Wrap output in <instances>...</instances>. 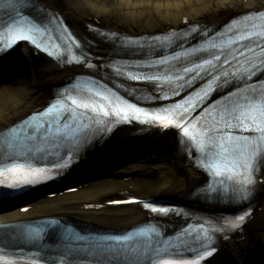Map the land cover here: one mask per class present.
<instances>
[{"label": "bare ground", "instance_id": "6f19581e", "mask_svg": "<svg viewBox=\"0 0 264 264\" xmlns=\"http://www.w3.org/2000/svg\"><path fill=\"white\" fill-rule=\"evenodd\" d=\"M37 1L45 9L63 15L77 34L90 41L87 53L103 60L108 58V51L117 55L118 46L98 37L89 28L136 38L179 31L188 26L219 27L245 14L264 11V0ZM19 53L21 57L14 61L15 64L0 68V75L8 76L0 84V129L12 125L33 109L44 107L53 96L48 89L60 86L66 80L85 72L83 68L60 67L42 59H34L24 48ZM106 62L94 63L87 59V63H93L95 68H102ZM47 85L50 88L47 89ZM130 133L126 130L119 135L128 136ZM148 137L161 145L162 149L136 155L132 151L129 153L127 147H132L130 144H116L114 151L107 153V158L100 165L101 168L109 167L103 175L94 174V179L89 180L87 177L81 180L76 193L65 194V191L71 189L66 187L52 199H49L50 193H47L38 201L0 213V222L6 224L63 218L81 225L122 231L149 219L141 208L126 205V195L151 200L187 198L192 201L194 190L201 186L204 177L179 153L176 135L159 138V135L151 133ZM109 143H105L102 148L96 147L95 151L89 152L88 157L101 155L104 148L110 146ZM26 207H31V210L23 214L21 209ZM172 221L174 226L183 223L182 218L173 217ZM249 247L255 250L256 264H264V186L256 197L253 217L244 234L222 243L223 255L219 260L229 252H246ZM241 260L240 254L233 263H220L216 260L213 264H240Z\"/></svg>", "mask_w": 264, "mask_h": 264}, {"label": "snow or ice", "instance_id": "6c2138e0", "mask_svg": "<svg viewBox=\"0 0 264 264\" xmlns=\"http://www.w3.org/2000/svg\"><path fill=\"white\" fill-rule=\"evenodd\" d=\"M28 6H33L31 0H24L23 4L20 0H3L0 3V8L17 11V15H19L20 8ZM245 20L252 24V27L243 26L244 21H240V26L236 23L231 24L228 26L229 31H223L219 34H209L207 31H201L199 27H194L193 33H198L202 37L201 42L194 46H189L187 43L192 38V33L188 36L181 35L174 40H165L157 35L153 36L151 42H142L143 38L121 39L109 37L108 33L101 32L99 29L89 28V31L100 38L110 39L113 45L118 46L119 52L131 53L133 57L136 53H140L134 62L112 68L119 79L138 83H152L162 87L160 82L168 75L174 74L175 80L180 82L179 87L175 89L176 96L180 95V88L187 90L193 88L196 83L203 81L204 84L195 92V96L198 98L197 103H191L192 98L189 96L183 101V107L181 104L175 105L181 115L182 123L171 125V127L179 128L185 137H189L186 126L191 124L200 126L202 133L189 138L196 142L201 151L205 147L216 150L217 155H223L233 167L240 166L250 169L255 163L257 155L264 154V110H261L259 105L249 103V97L255 99L253 94L264 88V85L258 87L250 83L258 73H264V33L253 30L256 26L252 16L245 17ZM35 31L39 32V29L37 28ZM32 32V28H29L27 33L21 30L14 38L31 40L36 47H39L40 45L36 44V41L29 34ZM252 42H256L258 47H253ZM8 47H11L10 43ZM6 52V49H0V55ZM150 53L156 54L150 55ZM174 61L177 63L174 64ZM256 61L262 62L257 63ZM86 67L92 69L94 65L88 63ZM85 88L88 93L87 96H81L77 99L69 94L65 98L70 101V106L65 111H61L65 108V104L58 101L42 114L47 115L56 110L59 115L55 120L43 121L41 117L37 116L31 117V121L35 122L34 124L29 120H24L23 124L28 126L33 134L31 138L51 141L57 149L61 145L70 144L71 147L65 153L67 155L68 152L77 148L81 141L90 144L92 138L97 134L101 138L107 135L110 129L101 132L98 124H103V118L109 117L113 111L117 117L123 113L124 119L128 123H149L148 119L140 121L138 114H142L144 110L133 104H126L129 111L115 107L117 103L126 102L121 101L111 91L107 83L90 79L76 85L72 91L78 92ZM225 88H234L235 90L225 95L218 102L205 107L212 93L218 90L223 91ZM109 96L113 99L109 100ZM160 99L169 100L171 97L162 92ZM105 101L110 105L107 108L103 103ZM256 111L260 112L259 116L253 114ZM197 113L199 114L197 115ZM150 119L153 122L157 120L163 122L167 121L169 117L167 113L163 116L153 114ZM12 131L15 132L16 129L13 128ZM237 132L254 135H236ZM225 191L227 192V190ZM239 191L240 189H236L232 195ZM206 195L219 196V193L215 189H211ZM137 202L128 200L125 203ZM145 207L147 208V205ZM150 211L167 215L170 209L152 207ZM240 220H244V217L241 216ZM57 227L56 221H49L22 234L23 238L30 242L32 248L35 249L29 257L34 264H38L39 261L50 264L46 257L40 253L44 252L45 234L49 229ZM185 231L190 232L191 230L186 229ZM156 235L161 236L160 233H156ZM136 236L148 237L149 232L135 233L128 240H133ZM73 237L77 241L82 239L69 232L68 236L65 237L69 251L63 255L70 254V242ZM128 240L116 241V244L121 247L113 250L114 254L135 255L137 258L147 257L148 264H199L200 260L210 258L215 254L214 246L213 250H209V241L200 236H197L192 243H188L184 238L178 236L176 241L179 243L164 240L162 245L149 243L143 249H137L134 246L125 248L123 245L127 244ZM6 247L7 245H5ZM182 247H186L187 251L194 253L198 259H178L179 256H182ZM8 255H14V253L9 254L4 251V248H0V261H3V264H12L10 260L6 259Z\"/></svg>", "mask_w": 264, "mask_h": 264}, {"label": "rangeland", "instance_id": "374dc122", "mask_svg": "<svg viewBox=\"0 0 264 264\" xmlns=\"http://www.w3.org/2000/svg\"><path fill=\"white\" fill-rule=\"evenodd\" d=\"M46 88L48 89V88H50V86H49V85H47V86H46Z\"/></svg>", "mask_w": 264, "mask_h": 264}]
</instances>
